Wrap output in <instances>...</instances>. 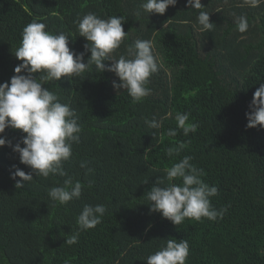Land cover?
<instances>
[{
  "label": "trees",
  "instance_id": "trees-1",
  "mask_svg": "<svg viewBox=\"0 0 264 264\" xmlns=\"http://www.w3.org/2000/svg\"><path fill=\"white\" fill-rule=\"evenodd\" d=\"M145 0H0V83L9 82L21 62L14 52L22 29L39 19L53 33L69 36V47L84 51L78 18L88 12L101 18L126 16L128 38L114 53L126 55L136 39L153 41L159 71L148 84L152 95L135 102L116 90L114 73L93 70L80 77L49 82L61 103L76 109L81 142L73 144L64 169L84 189L79 199L53 206L48 189L66 177H35L16 189L13 166L26 173L9 146L0 147V264H146L165 240L189 242L186 264H264V128H246L249 103L264 83V4L252 8L243 0H201L215 24L210 32L193 28L198 10L177 0L163 15L136 12ZM246 15L248 31L236 29L235 18ZM190 21L191 23H185ZM90 53H86L87 61ZM110 65V61H105ZM176 112L190 113L195 133L161 136L176 128ZM168 113H172L171 116ZM155 116L162 128L150 129ZM155 133V135H153ZM14 145L19 130L6 128ZM185 142L175 160L190 155L202 178L216 185V209L227 207L223 219H192L174 226L150 212L144 197L173 162L167 147ZM23 147V144H21ZM86 162L94 171L80 167ZM147 179V183H142ZM85 204H103L106 212L96 227L81 231L78 242L65 241L78 231L77 216Z\"/></svg>",
  "mask_w": 264,
  "mask_h": 264
},
{
  "label": "clouds",
  "instance_id": "clouds-1",
  "mask_svg": "<svg viewBox=\"0 0 264 264\" xmlns=\"http://www.w3.org/2000/svg\"><path fill=\"white\" fill-rule=\"evenodd\" d=\"M176 4L177 0H145L136 15H141V11L148 15H163L169 6L175 7ZM261 4H264V0H243L242 6L256 8ZM185 7L198 10L194 29L201 33L214 30L215 24L210 22V12L202 10L205 6L201 0H186ZM234 22L238 32L248 31L246 15L236 17ZM74 23L77 25L78 36L86 41L84 51L81 52L69 47L68 35L63 32L53 33L47 30L45 23L32 19L22 29L20 44L13 53L21 62L14 68L10 81L0 83V147H11L18 154L20 163L31 169L26 173L14 165L15 171L10 173V178L15 180L19 177L15 188L22 189L24 183L33 181L34 176L66 177L62 185L48 189V197L53 206L66 205L82 195L84 185L68 175L64 163L72 157L73 144L81 142L83 129L76 109L61 103L59 95L44 85L61 78L80 77L84 80V74L92 71L94 66L99 73H114L119 83L113 81V88L126 90L133 101L140 102L152 95L148 84L150 78L159 71L153 41L150 39L138 38L127 45L126 55H119L118 59L114 55L128 38V32L123 28L126 16H110L105 19L88 12ZM86 53H90V56L85 62ZM105 61L111 64L106 65ZM248 107L249 111L245 113L246 128H264V83L256 88ZM174 119L176 128L167 129L161 139L165 135L177 136L178 130L188 136L199 128L198 122H190L188 112H176ZM144 122L150 129L163 126L162 120L155 116ZM6 128L19 130L22 134L14 145L3 135ZM185 147V142H177L176 146L165 149V155L173 162L165 169V176L158 177L144 194L150 212H158L174 226L182 224L186 218L197 222L202 218L208 221L223 219L227 207L216 209L211 203V198L219 194L218 187L202 179L206 173L191 163L192 156L186 155L175 160ZM80 167L88 173L94 171L87 167L86 162H81ZM147 182L145 179L142 183ZM105 212L103 204H85L76 219L78 231L65 243L69 246L77 243L80 232L100 224ZM189 254V242L186 239L171 238L147 256L146 264H186Z\"/></svg>",
  "mask_w": 264,
  "mask_h": 264
}]
</instances>
